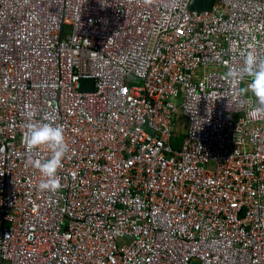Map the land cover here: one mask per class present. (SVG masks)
Segmentation results:
<instances>
[{"label": "built area", "instance_id": "obj_1", "mask_svg": "<svg viewBox=\"0 0 264 264\" xmlns=\"http://www.w3.org/2000/svg\"><path fill=\"white\" fill-rule=\"evenodd\" d=\"M248 49L264 0H0V264H264ZM30 121L64 128L58 191Z\"/></svg>", "mask_w": 264, "mask_h": 264}, {"label": "clouds", "instance_id": "obj_2", "mask_svg": "<svg viewBox=\"0 0 264 264\" xmlns=\"http://www.w3.org/2000/svg\"><path fill=\"white\" fill-rule=\"evenodd\" d=\"M241 55L243 56V67L229 69L225 73V79L235 82L245 75L249 77L250 82L240 90V94L251 93L255 102L250 107L249 114L256 118H264V59L258 57L256 52L251 49L243 51ZM26 128L30 149L35 151L46 147L51 152L50 157L46 160H29V164L37 169L43 177L39 183V189L41 191H58L62 187L58 172L63 167V160L69 151L63 126L51 122L30 121Z\"/></svg>", "mask_w": 264, "mask_h": 264}, {"label": "water", "instance_id": "obj_3", "mask_svg": "<svg viewBox=\"0 0 264 264\" xmlns=\"http://www.w3.org/2000/svg\"><path fill=\"white\" fill-rule=\"evenodd\" d=\"M81 91L85 93H91L94 91V80L85 79L81 81Z\"/></svg>", "mask_w": 264, "mask_h": 264}, {"label": "rangeland", "instance_id": "obj_4", "mask_svg": "<svg viewBox=\"0 0 264 264\" xmlns=\"http://www.w3.org/2000/svg\"><path fill=\"white\" fill-rule=\"evenodd\" d=\"M212 6H213L212 4L205 5V4H203L202 2H199L198 5H197L196 7H197V9L204 10V9H210V8H212ZM247 83H248V82H246V83L244 84V88L246 87ZM250 95H251V93L247 94V96H250ZM184 129H185V126H184V128H182V130L184 131ZM183 131L179 134V135H181V136L179 137V139H180V138L182 139V137H183V135H184V132H183Z\"/></svg>", "mask_w": 264, "mask_h": 264}, {"label": "trees", "instance_id": "obj_5", "mask_svg": "<svg viewBox=\"0 0 264 264\" xmlns=\"http://www.w3.org/2000/svg\"><path fill=\"white\" fill-rule=\"evenodd\" d=\"M180 136L181 135H176V137H175V144H176V146H179V143L181 141V138L179 139Z\"/></svg>", "mask_w": 264, "mask_h": 264}]
</instances>
